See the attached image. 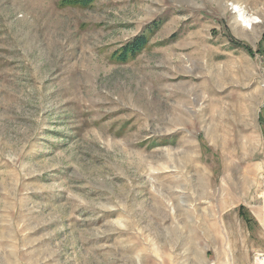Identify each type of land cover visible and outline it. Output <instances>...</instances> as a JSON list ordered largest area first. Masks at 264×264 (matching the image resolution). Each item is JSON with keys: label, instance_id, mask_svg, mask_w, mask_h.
Listing matches in <instances>:
<instances>
[{"label": "rangeland", "instance_id": "1", "mask_svg": "<svg viewBox=\"0 0 264 264\" xmlns=\"http://www.w3.org/2000/svg\"><path fill=\"white\" fill-rule=\"evenodd\" d=\"M260 253L264 0H0V264Z\"/></svg>", "mask_w": 264, "mask_h": 264}, {"label": "trees", "instance_id": "2", "mask_svg": "<svg viewBox=\"0 0 264 264\" xmlns=\"http://www.w3.org/2000/svg\"><path fill=\"white\" fill-rule=\"evenodd\" d=\"M91 0H64L65 4H85L87 2H90ZM148 43L147 37H139L135 39L132 43L125 46V48L117 55L118 59H121L122 61L127 60V58H133L137 56L146 46Z\"/></svg>", "mask_w": 264, "mask_h": 264}, {"label": "built area", "instance_id": "3", "mask_svg": "<svg viewBox=\"0 0 264 264\" xmlns=\"http://www.w3.org/2000/svg\"><path fill=\"white\" fill-rule=\"evenodd\" d=\"M251 264H264V254H256Z\"/></svg>", "mask_w": 264, "mask_h": 264}]
</instances>
